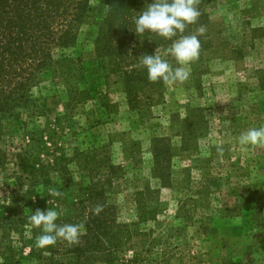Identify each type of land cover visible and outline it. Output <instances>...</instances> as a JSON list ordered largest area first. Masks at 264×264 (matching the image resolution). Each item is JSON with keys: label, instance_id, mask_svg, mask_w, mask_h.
Returning a JSON list of instances; mask_svg holds the SVG:
<instances>
[{"label": "trees", "instance_id": "obj_1", "mask_svg": "<svg viewBox=\"0 0 264 264\" xmlns=\"http://www.w3.org/2000/svg\"><path fill=\"white\" fill-rule=\"evenodd\" d=\"M214 1L201 0V15L184 35L207 25V7ZM89 2L0 0V264H137V250L130 253L131 259L123 256V244H129L123 239H137L145 247L144 231L128 229V224L117 220L113 188L114 180L123 177V166L111 161V139L93 138L90 120L93 116L92 123L101 124L103 118L95 117L96 113L103 112L105 118L115 113L118 103L110 97L113 92L123 94L136 114L162 97L164 83L149 82L140 57L154 55L158 49L170 64L167 50L179 34L167 40L134 31L135 18L154 0H100L104 15L87 23L91 50L80 54L78 31ZM253 33L264 37V28ZM199 40L200 51L211 46L205 36ZM243 50L230 53L240 56ZM103 63L105 74L101 72ZM259 69L254 74L260 89ZM47 82L52 83L51 88L44 86L48 93H43L41 85ZM33 88H37V96ZM59 99L64 113L54 119L60 124L64 118L66 125L58 131L46 112L58 106ZM50 105L52 108L47 107ZM80 110L85 129L70 123ZM4 120L20 124L21 131H7ZM47 139L50 144L45 146ZM161 141L152 140L153 171L160 167L157 145ZM133 147L127 150L130 157H136ZM160 179L167 184L165 178ZM50 189L62 195L52 197ZM158 189L157 183L153 189L145 186L132 193L139 224L150 219L153 211L145 201ZM97 205L103 207L99 215L92 211ZM37 209L57 211L58 225L83 224L79 243L69 246L58 240L37 249L36 238L42 230L29 222Z\"/></svg>", "mask_w": 264, "mask_h": 264}, {"label": "rangeland", "instance_id": "obj_2", "mask_svg": "<svg viewBox=\"0 0 264 264\" xmlns=\"http://www.w3.org/2000/svg\"><path fill=\"white\" fill-rule=\"evenodd\" d=\"M99 1L90 0L80 25V54L91 50L87 23L104 15ZM207 13L204 35L198 34L200 27L193 34L205 36L211 46L186 66L187 81L164 84L162 97L142 114L113 92L115 113L110 118L96 113L101 124L92 123L93 116L90 120L93 138L111 139V161L123 166V177L114 180L113 188L117 220L145 233V247L137 239H123L129 242L123 244V256L131 259L137 250V264H264V148L238 142L242 133L264 126V37L253 33L264 28V0H215ZM240 49L244 56L230 53ZM170 59L171 66L179 67ZM256 68L262 70L260 89ZM101 72H106L104 63ZM51 85H41L43 93ZM33 93L38 95L37 88ZM60 99L46 112L55 130L66 125L64 118L60 124L54 119L64 113ZM82 113L77 111L70 123L85 129ZM3 122L7 131H21L20 124ZM155 138L162 139L158 171H153L151 152ZM132 145L136 157L127 153ZM157 183L158 193H149L145 201L153 211L150 219L139 224L132 193Z\"/></svg>", "mask_w": 264, "mask_h": 264}, {"label": "clouds", "instance_id": "obj_3", "mask_svg": "<svg viewBox=\"0 0 264 264\" xmlns=\"http://www.w3.org/2000/svg\"><path fill=\"white\" fill-rule=\"evenodd\" d=\"M201 0H154V3L146 5L145 10L135 18V32L143 35L150 32L153 35L172 40L179 34V39L173 41L167 52L179 65L173 68L169 62L158 54V49L154 55H142L141 64L147 69L149 82L157 83L162 81L166 86L177 83H184L188 80L190 72L186 66L199 58L200 40L197 34L184 35L189 25L196 24L201 13L199 4ZM199 35H204L205 28L201 26L197 30ZM242 146H252L264 148V126L249 129L238 138ZM217 152L222 156L223 148L217 146ZM49 195L59 197L61 192L50 189ZM93 214L99 215L103 211L101 205L92 209ZM59 213L48 209L46 212L37 209L29 217L30 224L42 230V234L37 236L35 246L37 249H45L55 245L57 241L66 242L69 246L79 243V238L83 224L56 223Z\"/></svg>", "mask_w": 264, "mask_h": 264}]
</instances>
